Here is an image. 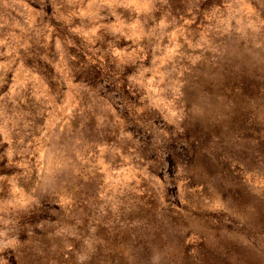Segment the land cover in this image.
<instances>
[{
  "label": "rangeland",
  "instance_id": "rangeland-1",
  "mask_svg": "<svg viewBox=\"0 0 264 264\" xmlns=\"http://www.w3.org/2000/svg\"><path fill=\"white\" fill-rule=\"evenodd\" d=\"M0 264H264V0H0Z\"/></svg>",
  "mask_w": 264,
  "mask_h": 264
}]
</instances>
